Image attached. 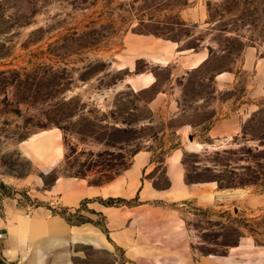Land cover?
Listing matches in <instances>:
<instances>
[{"label": "rangeland", "instance_id": "rangeland-1", "mask_svg": "<svg viewBox=\"0 0 264 264\" xmlns=\"http://www.w3.org/2000/svg\"><path fill=\"white\" fill-rule=\"evenodd\" d=\"M137 35L175 43L179 52L203 45L211 56L200 69L176 80L171 78L174 64L161 68L139 60L130 70L126 37ZM248 47L264 59V0L0 2V222L44 208L70 225L90 224L104 231L105 218L87 203L69 210L47 191L59 175L78 176L90 185L105 182L144 150L153 151L156 165L144 178L165 189L170 184L165 157L181 148L178 129L190 127L197 144L212 145L210 127L246 102L253 72L242 71L240 64ZM223 72L235 73L237 82L217 94L214 77ZM142 73L157 82L136 91L128 82ZM173 89L180 91L176 118L166 110L176 94ZM159 92L166 96L155 108L165 107L164 113L149 106ZM250 103L258 111L238 137L184 152L188 185L217 180L226 194L234 189L264 191V96ZM48 131L57 134L65 156L44 174L24 154L22 143ZM127 204L115 207L138 202ZM241 206L229 199L166 205L186 220L198 262L208 255L226 256L243 237L264 245V213ZM76 249L85 257L78 264H129L118 248L112 253L87 245ZM0 264H13L2 255L1 245Z\"/></svg>", "mask_w": 264, "mask_h": 264}, {"label": "crops", "instance_id": "crops-1", "mask_svg": "<svg viewBox=\"0 0 264 264\" xmlns=\"http://www.w3.org/2000/svg\"><path fill=\"white\" fill-rule=\"evenodd\" d=\"M178 48L175 43L152 36L126 37V51L132 57V63L126 68L132 70L139 60L161 68L174 64L171 78L176 80L200 69L211 56L210 50L203 45L197 51L179 52ZM241 59V70L253 72L252 89L247 92L246 102L210 127L207 137L212 145H200L196 141L194 145L185 138L190 127L178 129L181 148L167 155L164 161L169 189H156L151 181L144 178L148 171L156 168L153 151L148 150L133 155L129 167L103 185H90L85 179L60 176L47 191L48 195L55 196L57 203L69 210H77L87 201L90 209L105 218V230L100 231L90 224L70 225L63 217L54 216L44 208L27 215L11 216L0 222V245L5 259L13 264H78L77 260L85 257L76 247L87 245L109 253H112V248L121 249L129 264H264V245L257 244L249 236L231 247L226 256L208 255L201 257L200 262L196 261L186 220L180 211L166 207L167 204L185 206L191 201L216 203L229 199L239 201L244 210L264 213V191L254 193L250 189H234L226 194L215 182L188 185L183 165L185 151H197L200 149L197 146L212 148L216 144L228 143L241 134L244 123L258 111L250 100L264 96V59L259 57L254 47L246 48ZM156 82L155 76L142 73L128 83L132 89L142 91ZM236 82L235 73H219L214 77L216 93L232 89ZM173 90L176 94H173V101L166 110L170 117L176 118L181 112L180 91ZM165 96L164 92L155 95L149 104L153 112L164 113L161 109L165 107L155 108V104ZM226 105L222 104L227 110L230 106ZM56 135L54 131H48L22 143L24 154L38 164L44 174L64 160V151L57 146L59 140ZM111 198L136 200L138 205L115 207L101 203Z\"/></svg>", "mask_w": 264, "mask_h": 264}, {"label": "trees", "instance_id": "trees-1", "mask_svg": "<svg viewBox=\"0 0 264 264\" xmlns=\"http://www.w3.org/2000/svg\"><path fill=\"white\" fill-rule=\"evenodd\" d=\"M195 50L197 51L198 49H195ZM62 130L65 132V128H62ZM66 158H67V156H66ZM127 168H128V166L127 167L125 166L123 170H125ZM118 174L119 173H117L114 177H116ZM60 176L61 175H59L58 177H60ZM58 177L55 178L54 183L58 179ZM74 177H78V176H74ZM114 177H112L110 179H107L105 182H102V183H99V184H94V185H101V184L107 183V182L111 181L112 179H114ZM211 182H218V181L217 180H214V181H211ZM169 188H170V184L165 189H162V190H166V189H169ZM221 189L227 190V189H231V187H229V186H221ZM86 203H88V202L86 201V202L82 203L81 207H83L84 204H86ZM101 203L103 205H105V206H118V205H121V204L128 205L126 200H123V199H114V198H111V199H109L107 201L106 200H102Z\"/></svg>", "mask_w": 264, "mask_h": 264}, {"label": "water", "instance_id": "water-1", "mask_svg": "<svg viewBox=\"0 0 264 264\" xmlns=\"http://www.w3.org/2000/svg\"><path fill=\"white\" fill-rule=\"evenodd\" d=\"M189 142L195 145V137L193 134H189Z\"/></svg>", "mask_w": 264, "mask_h": 264}, {"label": "bare ground", "instance_id": "bare-ground-1", "mask_svg": "<svg viewBox=\"0 0 264 264\" xmlns=\"http://www.w3.org/2000/svg\"><path fill=\"white\" fill-rule=\"evenodd\" d=\"M197 148H201L200 146H197Z\"/></svg>", "mask_w": 264, "mask_h": 264}, {"label": "built area", "instance_id": "built-area-1", "mask_svg": "<svg viewBox=\"0 0 264 264\" xmlns=\"http://www.w3.org/2000/svg\"><path fill=\"white\" fill-rule=\"evenodd\" d=\"M0 237H2V236H0Z\"/></svg>", "mask_w": 264, "mask_h": 264}]
</instances>
